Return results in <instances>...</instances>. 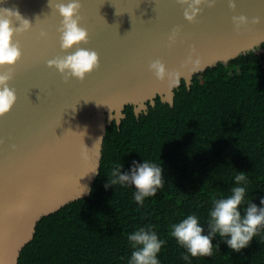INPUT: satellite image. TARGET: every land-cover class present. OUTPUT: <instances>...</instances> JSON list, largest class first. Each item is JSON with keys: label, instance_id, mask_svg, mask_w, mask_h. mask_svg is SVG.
<instances>
[{"label": "water", "instance_id": "95a60500", "mask_svg": "<svg viewBox=\"0 0 264 264\" xmlns=\"http://www.w3.org/2000/svg\"><path fill=\"white\" fill-rule=\"evenodd\" d=\"M68 2L0 0V8L18 10L31 23L13 38L21 58L0 68L11 71L17 97L0 117V264H18L43 216L90 193L107 126L121 122L127 104L140 112L158 94L173 103L182 79L190 84L196 72L264 42V0H233L235 9L229 0L212 7L206 0L192 22L178 0H79L80 26L88 32V43L79 46L98 53L99 67L83 81L65 82L48 61L76 50L60 46L55 5ZM240 15L249 23L237 30L232 18ZM254 17L260 23H251ZM155 60L178 74L176 83L156 79L149 70Z\"/></svg>", "mask_w": 264, "mask_h": 264}, {"label": "trees", "instance_id": "16d2710c", "mask_svg": "<svg viewBox=\"0 0 264 264\" xmlns=\"http://www.w3.org/2000/svg\"><path fill=\"white\" fill-rule=\"evenodd\" d=\"M174 92L173 103L158 94L140 112L127 104L121 122L108 124L90 193L43 216L18 264H130L129 236L142 228L165 241L159 264H264V227L239 252L213 234L212 256L192 257L171 236L188 215L209 235L214 201L232 194L239 172L241 215L248 202L264 207V42L196 72L190 84L182 79ZM144 161L163 169L155 195L139 203L130 181L109 185L115 169L130 175Z\"/></svg>", "mask_w": 264, "mask_h": 264}, {"label": "clouds", "instance_id": "9594fccd", "mask_svg": "<svg viewBox=\"0 0 264 264\" xmlns=\"http://www.w3.org/2000/svg\"><path fill=\"white\" fill-rule=\"evenodd\" d=\"M205 2L206 0H178L181 5H187L184 17L189 22H192L200 12L198 6ZM213 4L214 0L208 6L212 7ZM229 7L235 9L236 5L233 0H229ZM55 9L62 17L61 26L58 29L61 34V49L67 51L75 47L76 50L71 54L49 60L48 66L54 67L65 82L70 78L83 81L86 75L99 67V56L94 50L79 46L88 43V32L80 26L81 4L79 0H69L66 4H56ZM13 18L20 22V27L13 26ZM232 20L237 30L249 23L248 18L244 15L233 16ZM251 23H260V18L254 17ZM30 28V21L24 19L18 10L0 8V68H11L21 58L19 43L13 42V38ZM174 34L175 29L173 36ZM41 36H46V33L41 32ZM173 36H170L169 40ZM194 52L195 49H193ZM188 59L191 61L192 56L190 55ZM196 63L198 64L199 60ZM149 70L159 81H164L167 78L172 83L177 82L174 76L178 74L167 71L164 63L160 60L151 62ZM11 79V71L0 74V117L10 112L17 99L15 90L9 87ZM162 173L161 167L150 165L144 161L143 164L136 165L130 175L122 174L120 168L115 169L112 173L114 178L109 180V185L124 184L130 181L138 190L134 199L143 203L145 197L155 195L157 188L162 186ZM245 181V173L239 172L235 176L237 186L231 189L232 194L214 201V208L209 213L210 220L207 223L210 229L209 235L202 234L204 229L195 215H188L186 219L173 225L171 236L177 240L180 246L186 248L192 257L213 255L214 245L211 238L213 234H218L222 239L230 237V239H225V242L230 249L239 252L249 245L258 229L264 227V207L258 208L255 204L248 202L244 209L245 214L241 215V205L245 203L246 188L240 185ZM82 188L83 193L86 189ZM260 203L264 205V198ZM129 240L134 249L130 264H159L157 255L165 241L160 240L155 232L142 228L131 234ZM184 259L187 260L188 257L185 256Z\"/></svg>", "mask_w": 264, "mask_h": 264}]
</instances>
